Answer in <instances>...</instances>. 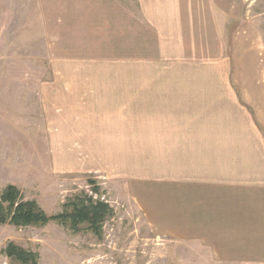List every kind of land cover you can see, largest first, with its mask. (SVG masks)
<instances>
[{
	"label": "rangeland",
	"instance_id": "obj_1",
	"mask_svg": "<svg viewBox=\"0 0 264 264\" xmlns=\"http://www.w3.org/2000/svg\"><path fill=\"white\" fill-rule=\"evenodd\" d=\"M209 3L150 18L140 0H0V193L14 184L55 214L96 181L114 208L101 237L0 225V264H21L10 241L38 264H264L219 247L264 251V0ZM139 129L173 134L183 160L161 168ZM213 129L240 166L221 191L216 171L232 169L210 162Z\"/></svg>",
	"mask_w": 264,
	"mask_h": 264
},
{
	"label": "trees",
	"instance_id": "obj_2",
	"mask_svg": "<svg viewBox=\"0 0 264 264\" xmlns=\"http://www.w3.org/2000/svg\"><path fill=\"white\" fill-rule=\"evenodd\" d=\"M92 184V190L99 195L98 198L83 190L70 197L63 204V210L55 214H49L38 201L26 199L18 186L9 184L0 193V225L44 226L57 222L73 232L87 230L101 237L104 224L114 214V208L101 198V187L96 181H92ZM3 253L21 264H38L40 259L38 252L14 241L7 244Z\"/></svg>",
	"mask_w": 264,
	"mask_h": 264
},
{
	"label": "crops",
	"instance_id": "obj_3",
	"mask_svg": "<svg viewBox=\"0 0 264 264\" xmlns=\"http://www.w3.org/2000/svg\"><path fill=\"white\" fill-rule=\"evenodd\" d=\"M104 1H110V0H104ZM204 1H206L207 4H204ZM209 1H213V0H140V3L142 5V7H144L145 12L147 11L148 16L150 18H153V17H155V13H158L161 10L166 11L168 8L174 9L176 7H183L184 8L183 10H185L189 7L199 9L201 7V5L203 7H210L211 3H209ZM107 5H109V4H107ZM109 9H110V5H109ZM167 59H169V58H166L164 60H167ZM138 61H140L139 58L134 57V62H138ZM168 82H174L175 84H178V85H172V86H177V87H184L185 88V87L193 86L192 81H168ZM182 97H184V96L182 95ZM182 107H183V110H185V112H187L189 110L188 102H184ZM154 109L156 111L162 110L161 108H158V107H154ZM149 110H150L149 107H147L148 112H149ZM171 136L173 137V134L167 133L163 129H139L137 132H134V141L137 144H139V147L143 146L144 150H146L147 152H150L151 154H157L158 156L155 158V160L160 161V162H158L160 164V167L164 168V167L168 166L166 161H169L170 158L172 157V155L176 154V156L179 158V161L183 160V156L185 155V154L182 155L183 151L180 150L181 144L180 143H174V140H172ZM226 136H228V135H226L224 133V131L218 130V129H213L209 134H206L205 139L202 140L205 143L211 142V146L216 151H218V153H219L217 155V158L211 159L212 161H210V162H213V160L218 159V158L220 159L222 157H228L229 160L231 159L230 154L232 153V151L229 150V146L227 145L228 138ZM195 144H200V143H195ZM173 146H175V148L178 150H174ZM191 151H204V150H202L200 148H196V149H193ZM178 153H180L181 155ZM190 158L191 159L194 158V160H197L196 163L198 166L200 164V162H202V161L209 162L208 159L210 157H205L203 155H200V156L191 155ZM216 162H217V165L214 162L212 164L214 169H220V167H226L227 169H232V171L227 170V175H223V173H224L223 170H221V171L215 170L218 175L222 176L220 178L221 179V181H220L221 189H220V187H218V191H221L222 189L225 188V185H224L225 178H229V177L233 176L234 175L233 169H235V168L238 169L240 166L236 164V160H235V162L230 160V165H227V166L221 165L217 160H216ZM199 166H202V165H199ZM198 169H203V168L198 167ZM202 173H203V171H200V172H198V175L202 176ZM212 173H211V175H212ZM217 174H214V175H217ZM171 176H174L175 181H179V175H174V174L168 175L167 178H170ZM175 183H179V182H175ZM219 240H224L226 242L224 244H221L219 246L220 248H224L227 245H228L227 247H230V248H244L246 250L248 249V251H246V253H247V257L249 260H250L251 256H252V258H256V259H251V260H257L258 259L259 261H261V259H264V251H262L260 248H258V251H257L258 253H256V250H257V249H255L256 246L254 247V249H251V251L253 252L252 253L250 251V245L246 246V244H244V243H241V244L232 243V244H230V241H231L230 237L224 236L223 238H219ZM258 245L261 246V244H258ZM263 246H264V244H263ZM225 249H227V248H225Z\"/></svg>",
	"mask_w": 264,
	"mask_h": 264
}]
</instances>
